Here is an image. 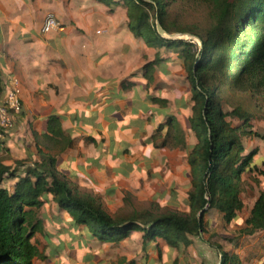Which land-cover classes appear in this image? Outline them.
Returning a JSON list of instances; mask_svg holds the SVG:
<instances>
[{
	"label": "crops",
	"instance_id": "1",
	"mask_svg": "<svg viewBox=\"0 0 264 264\" xmlns=\"http://www.w3.org/2000/svg\"><path fill=\"white\" fill-rule=\"evenodd\" d=\"M113 1L0 0V102L16 79L22 104L0 144V161L12 173L1 188L12 193L43 157H53L68 187L109 215L150 203L188 212L187 156L197 141L182 61L176 50L149 47L135 37L122 0ZM47 15L60 30L42 32ZM53 116L72 141L61 152L65 141L48 130ZM171 119L184 133V147L174 143ZM255 148L251 166L264 172V145L256 142ZM254 174L257 183L248 181L243 208L229 225V250L242 264H264V230L241 233L264 189V175ZM41 201L32 264H186L199 259L194 250L205 243L202 236L191 238L190 246L177 250L156 238L143 246L137 231L118 243L103 242L74 225L52 195ZM214 215L204 216L205 225L214 227Z\"/></svg>",
	"mask_w": 264,
	"mask_h": 264
},
{
	"label": "trees",
	"instance_id": "2",
	"mask_svg": "<svg viewBox=\"0 0 264 264\" xmlns=\"http://www.w3.org/2000/svg\"><path fill=\"white\" fill-rule=\"evenodd\" d=\"M97 1L106 6L116 4L113 0ZM176 1L122 0L131 33L149 47L176 50L190 86L189 125L197 143L187 156L191 178L188 212L150 203L130 213L109 215L94 199L68 187L55 171L53 157H43L42 163L20 178L9 193L1 188V183L12 173L0 161V264H32L38 255L31 238L40 226L38 209L44 194L53 196L57 205L69 213L74 225L86 226L99 240L108 243H118L137 231L143 233V246L160 238L178 250L190 246L191 238L205 234L204 216L208 212L221 215L227 226L234 222L243 208L241 174L255 152L242 155L244 148L238 128L226 121L231 116L245 126L249 115L240 109L224 113L219 93L226 85L239 91L264 93V0H195L208 13L209 24L202 34L182 30L169 19L168 6ZM156 21L168 34H193L202 47L191 41L160 36ZM169 124L174 129V143L184 147V133L172 119ZM48 130L65 141L58 152L72 145L61 133L57 117H50ZM160 130L161 127L157 133ZM244 224L241 231L244 235L264 230V189ZM214 247L221 257L220 264H242L237 255L223 251L219 245Z\"/></svg>",
	"mask_w": 264,
	"mask_h": 264
},
{
	"label": "rangeland",
	"instance_id": "3",
	"mask_svg": "<svg viewBox=\"0 0 264 264\" xmlns=\"http://www.w3.org/2000/svg\"><path fill=\"white\" fill-rule=\"evenodd\" d=\"M164 1L169 2V0ZM168 13L169 19L175 23L176 27L182 30H189L202 34L209 24L207 9L195 0H177L176 2L169 4ZM157 22L158 21H156V23ZM168 35L175 36V38L170 40L191 41L197 47L201 48V41L191 33L174 32ZM219 94L221 107L224 113H230L234 109H240L242 112L249 115L248 123L245 126L243 121L231 116H227L226 121H228L232 127L238 128L237 134L239 135L244 148L242 155L246 156L253 151L256 155L255 143H259L261 147L264 145V143L259 142L264 140V132L261 129V126H264V93L255 92V90L250 89L239 91L226 85L221 88ZM253 158L249 166L241 174V194L249 193L246 189L249 185L248 181L257 183V180L255 179L256 175L254 173L257 175H264L262 170L251 166ZM142 207L139 206V209ZM122 212L130 213L131 209L122 210ZM212 218L214 221V227H210L209 224L205 225V234L202 235L205 243L198 242V245L194 250L196 254L199 255V259L197 258L195 261H188L186 264H220L221 257L218 250L214 247L217 245H219L223 251L235 254L229 250V226L224 223L221 215H214ZM189 256L190 255L187 254L186 258L189 259Z\"/></svg>",
	"mask_w": 264,
	"mask_h": 264
},
{
	"label": "built area",
	"instance_id": "4",
	"mask_svg": "<svg viewBox=\"0 0 264 264\" xmlns=\"http://www.w3.org/2000/svg\"><path fill=\"white\" fill-rule=\"evenodd\" d=\"M61 26L52 15H47L44 19L42 32L60 30ZM22 110L20 98V86L16 79H12L7 87L5 97L0 102V144L5 140L13 124V118Z\"/></svg>",
	"mask_w": 264,
	"mask_h": 264
},
{
	"label": "water",
	"instance_id": "5",
	"mask_svg": "<svg viewBox=\"0 0 264 264\" xmlns=\"http://www.w3.org/2000/svg\"><path fill=\"white\" fill-rule=\"evenodd\" d=\"M156 29H157V32L160 36L164 37V38H168V39H173L175 38L174 35H168L160 26V24L157 22L156 23ZM200 47H202V44L200 42Z\"/></svg>",
	"mask_w": 264,
	"mask_h": 264
}]
</instances>
